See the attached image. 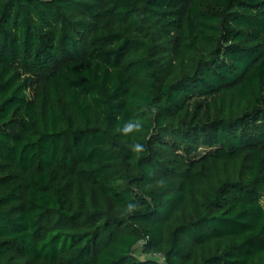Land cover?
<instances>
[{
  "label": "trees",
  "instance_id": "1",
  "mask_svg": "<svg viewBox=\"0 0 264 264\" xmlns=\"http://www.w3.org/2000/svg\"><path fill=\"white\" fill-rule=\"evenodd\" d=\"M0 264H264V0H0Z\"/></svg>",
  "mask_w": 264,
  "mask_h": 264
},
{
  "label": "clouds",
  "instance_id": "2",
  "mask_svg": "<svg viewBox=\"0 0 264 264\" xmlns=\"http://www.w3.org/2000/svg\"><path fill=\"white\" fill-rule=\"evenodd\" d=\"M132 130L133 129H132V126L131 125H129L128 127L125 128V132H130ZM137 130H139V126L138 125H137ZM136 150L137 151L143 150V146L142 145H136Z\"/></svg>",
  "mask_w": 264,
  "mask_h": 264
}]
</instances>
